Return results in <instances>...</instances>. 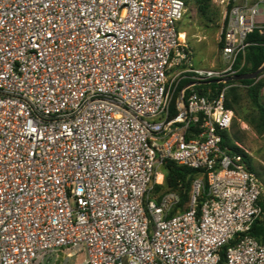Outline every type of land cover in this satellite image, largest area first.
I'll use <instances>...</instances> for the list:
<instances>
[{
	"label": "built area",
	"instance_id": "2783aa9c",
	"mask_svg": "<svg viewBox=\"0 0 264 264\" xmlns=\"http://www.w3.org/2000/svg\"><path fill=\"white\" fill-rule=\"evenodd\" d=\"M183 12L0 0V264H264V184L223 144L264 0L226 1L220 68L194 66ZM167 161L197 171L183 209Z\"/></svg>",
	"mask_w": 264,
	"mask_h": 264
},
{
	"label": "rangeland",
	"instance_id": "374dc122",
	"mask_svg": "<svg viewBox=\"0 0 264 264\" xmlns=\"http://www.w3.org/2000/svg\"><path fill=\"white\" fill-rule=\"evenodd\" d=\"M183 1L184 12L179 29L184 32L185 35L182 33L181 37H185L192 50L194 66L204 69L220 68L222 64L220 31L225 3L228 0H208L206 17L198 13L194 0ZM240 63L245 65L244 58ZM236 82L232 87L236 89L237 94L235 113L228 135L232 143L249 156L250 167L264 184V133L259 134L256 131L258 113L248 96V87ZM255 82L262 83L259 88V101L264 103V72L255 79ZM81 258L82 256L73 258L69 260V264Z\"/></svg>",
	"mask_w": 264,
	"mask_h": 264
},
{
	"label": "trees",
	"instance_id": "16d2710c",
	"mask_svg": "<svg viewBox=\"0 0 264 264\" xmlns=\"http://www.w3.org/2000/svg\"><path fill=\"white\" fill-rule=\"evenodd\" d=\"M197 7L198 13L201 16L208 14V0H194ZM247 42L249 43L246 48L244 60L245 65L239 71V74L252 73L260 68L264 64V29L262 31L254 30L250 35H248ZM221 46V43H219ZM241 56L236 62V66L241 61ZM232 84L237 83L236 81L231 82ZM238 83L244 84L248 87L247 92L252 102L253 106L256 108L258 113V120L256 131L261 134L264 133V103L259 101V88L262 86V83L255 82V80H242ZM233 87V86H232ZM230 88L227 94L226 106L233 110L235 113V102L237 99L236 89ZM224 142L223 144L229 147L233 152H237L243 155L246 165L250 171L253 172L250 167V158L247 154L244 153L239 147L234 145L228 135L224 133L223 135ZM164 174V184L162 186H156V190L166 189L170 191H176L180 195L181 203L180 209H183L185 204L189 200V192L191 190V184L194 178L197 176V171L185 166H179L173 162L167 161L162 167ZM264 234V230L258 225H254L251 230L252 235Z\"/></svg>",
	"mask_w": 264,
	"mask_h": 264
},
{
	"label": "water",
	"instance_id": "95a60500",
	"mask_svg": "<svg viewBox=\"0 0 264 264\" xmlns=\"http://www.w3.org/2000/svg\"><path fill=\"white\" fill-rule=\"evenodd\" d=\"M264 72V64L252 73L238 74L233 77H230V81H242V80H255L258 76Z\"/></svg>",
	"mask_w": 264,
	"mask_h": 264
},
{
	"label": "bare ground",
	"instance_id": "6f19581e",
	"mask_svg": "<svg viewBox=\"0 0 264 264\" xmlns=\"http://www.w3.org/2000/svg\"><path fill=\"white\" fill-rule=\"evenodd\" d=\"M161 180V177H159V181Z\"/></svg>",
	"mask_w": 264,
	"mask_h": 264
}]
</instances>
